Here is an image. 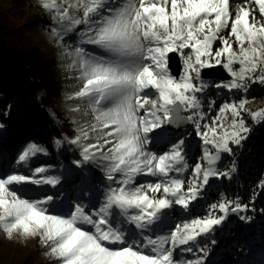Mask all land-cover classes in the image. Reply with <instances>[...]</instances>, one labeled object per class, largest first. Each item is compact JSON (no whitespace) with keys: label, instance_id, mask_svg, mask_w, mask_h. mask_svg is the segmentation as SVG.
I'll list each match as a JSON object with an SVG mask.
<instances>
[{"label":"snow or ice","instance_id":"obj_1","mask_svg":"<svg viewBox=\"0 0 264 264\" xmlns=\"http://www.w3.org/2000/svg\"><path fill=\"white\" fill-rule=\"evenodd\" d=\"M40 7L51 13L57 44L75 37L64 57L79 87L66 99L79 101L71 112L83 106L91 117L73 119L74 135L53 143L75 146L71 163L95 165L101 175L80 172L76 190L58 199L62 177L36 163L47 148L27 142L10 171L0 168V231L37 238L53 264H206L217 241L202 238L248 210L221 193L204 215L194 211L213 178L236 172L235 161L221 166L251 131L245 114L264 123V107L246 106L256 99L253 85L264 88V0H40ZM215 66L230 78L205 79L203 70ZM210 89L232 98L209 122ZM190 137L198 138V157ZM58 185L54 195H28ZM177 207L188 218L174 222Z\"/></svg>","mask_w":264,"mask_h":264},{"label":"trees","instance_id":"obj_2","mask_svg":"<svg viewBox=\"0 0 264 264\" xmlns=\"http://www.w3.org/2000/svg\"><path fill=\"white\" fill-rule=\"evenodd\" d=\"M37 16V20L51 22L47 20L45 12H39ZM12 18L8 12L0 11V168L10 171V165L15 166L13 158L27 142L41 144L47 148L48 154L39 155L36 163L50 165V174L62 177L63 189L58 198L62 199L64 194L71 195L76 190V186L80 184V172L96 177L101 173L95 165L90 164L77 169L71 162L79 158V149L67 143L60 147L53 143L57 138L74 135L70 120L56 102L61 97L59 76L57 78L39 45L26 32L25 28L30 27L27 26L30 21L23 29H18ZM219 46V42L214 45ZM207 79L219 82L217 79ZM253 89L250 97L264 99V88L254 85ZM231 98L232 94L226 90H209L207 99L216 101V107L208 113L209 122L216 115L219 105ZM205 110L207 111V101ZM245 119L251 128L247 139L241 146H233V154H224L221 166L223 170L235 161L236 172L230 179H217V183L206 190L194 209L195 214L204 215L207 206L217 202L221 193L230 199L239 197L243 204L248 205V210L239 213L233 222L226 221L211 236L202 238L205 243L212 238L217 241L215 245L208 244L210 252L207 259L210 264H217V260L228 264H250L245 257L248 248L253 243L260 244L264 241V188L259 187L261 181H264V123L254 124L246 114ZM191 131V127H187V132ZM190 139L192 154L196 156L195 151L199 149L198 138ZM58 189L59 185L45 186L43 189L30 191L28 195L33 198L41 197L43 192L54 195ZM58 210H66V207L58 205ZM241 215L251 217V220H241ZM174 217V222H178L182 218H188V214L179 211ZM216 250L218 255L214 257ZM0 264L53 262L45 254L43 246L38 247L14 236L9 239L0 231Z\"/></svg>","mask_w":264,"mask_h":264},{"label":"rangeland","instance_id":"obj_3","mask_svg":"<svg viewBox=\"0 0 264 264\" xmlns=\"http://www.w3.org/2000/svg\"><path fill=\"white\" fill-rule=\"evenodd\" d=\"M234 6L235 3H233V7ZM0 11L8 12V15L10 17L12 15L13 23L15 26H17L18 29H23L24 25H26V23L30 21L29 24L27 23V26L30 27H26L25 30L28 33L29 37L39 45L45 57H47V60L51 63V67L52 69H54L57 78L59 76L58 84L60 86L61 97L59 98V101L56 100V102L60 105L62 111L64 110L67 119L70 120L72 130L74 131L75 128V125L72 123L73 119L78 120L80 123H84L85 121L90 120V115L84 114L83 106L82 111L79 113H73L69 110L71 106L79 103V101H69L66 99L69 93L78 90L79 87V82L75 79V73L67 68L68 60L64 57V47H75V37H66L63 46L56 43L50 32V28L52 26L51 22L44 23L41 19L37 20V18H39L37 14H39V12H45V10L40 7V0H0ZM45 13L47 20H50L51 13ZM257 19H259L258 13ZM246 106L252 110H256L259 107H264V99H262L261 97H256V99L254 100L250 99L249 103ZM168 131L170 130L168 129ZM195 154L198 157L200 155V150L197 149L195 151ZM210 183L212 186H214V184L217 183V179L213 178ZM179 211L181 210L179 209V207H177L173 215L175 216L179 213ZM256 229L257 228L255 227V230ZM14 237L19 238L23 241H27L28 243L36 245L38 247H42L37 238L23 239L16 235H14ZM217 255L218 250L215 251L213 256L215 257ZM245 257L250 264H264V241H262L260 244L253 243L245 253ZM215 263L228 264L223 260H217V262ZM206 264H210V261L208 259H206Z\"/></svg>","mask_w":264,"mask_h":264},{"label":"water","instance_id":"obj_4","mask_svg":"<svg viewBox=\"0 0 264 264\" xmlns=\"http://www.w3.org/2000/svg\"><path fill=\"white\" fill-rule=\"evenodd\" d=\"M169 57L170 69L174 75H178L179 72L182 70V62L180 61L179 56L177 54H169ZM202 75L205 79L213 78L217 80H227L230 78L221 66H215L212 68L204 69ZM183 127L187 128L188 126L185 125ZM169 130L172 131V129ZM238 214L239 213H230L227 221H234Z\"/></svg>","mask_w":264,"mask_h":264}]
</instances>
